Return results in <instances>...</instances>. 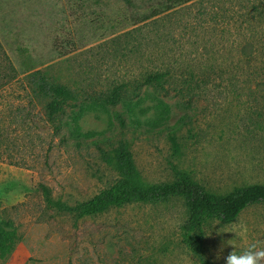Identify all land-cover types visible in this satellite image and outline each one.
<instances>
[{"label":"rangeland","instance_id":"374dc122","mask_svg":"<svg viewBox=\"0 0 264 264\" xmlns=\"http://www.w3.org/2000/svg\"><path fill=\"white\" fill-rule=\"evenodd\" d=\"M168 5L0 0V222L13 221L21 239L0 264H201L182 243L188 218L182 199L112 207L78 220L62 208L95 198L119 179L111 159L120 141L129 144L147 184L172 183L179 172L221 195L264 184V89L256 80L241 90L221 87L227 84L221 75L232 79L237 72V38L194 33L196 17L184 11L187 4L177 16L190 29L178 30L166 46L152 36L161 22L149 24L166 16ZM206 44L215 52L203 57ZM169 60L186 67L174 73L197 80L203 79L198 61L215 60L219 70L201 87L174 75L167 92L143 87L132 103H96L114 81L141 85L145 72ZM36 70L77 95L57 123L30 87L27 75ZM218 222L203 228L210 264H226L229 253L241 254L252 243L264 248V204L234 222L246 226L244 234L225 232L231 224Z\"/></svg>","mask_w":264,"mask_h":264},{"label":"trees","instance_id":"16d2710c","mask_svg":"<svg viewBox=\"0 0 264 264\" xmlns=\"http://www.w3.org/2000/svg\"><path fill=\"white\" fill-rule=\"evenodd\" d=\"M167 2L168 11L165 13L168 14L159 20L157 17L164 13L156 15V19L149 24L153 26L161 22V27L154 33L155 35H152L153 37L156 36L160 43H166L167 46L178 30L190 29L187 28L188 24L183 25L184 20L177 16V13L182 12L177 8L188 4L184 11H187L190 17L192 15L196 17L194 26L191 27L194 33H198L200 29V33L205 36L206 33L211 34V37L221 34L224 38L231 34L232 38H237V44L233 43L235 48H232V52L237 55V72L232 79L221 75L227 83L221 87L241 90L250 88L252 82L256 80L255 87L264 89V61L259 62V59L264 57V0H167ZM208 42L213 43L212 38ZM213 52L215 45L202 46L203 57L210 56ZM214 61L206 66L204 62L200 64L198 61V69L201 70L203 79L197 80L193 74L180 76L174 73L176 69L186 67H183L184 63L181 61L169 60L156 69L145 72L141 85L138 82H126L125 79H118L119 82L116 83L114 81L111 89L96 98V103L112 106L123 101L132 103L133 98L140 97L143 87H153L160 92H167V86L175 83L176 78L184 80V83L190 87L196 85L201 87L209 83V79L216 75V70H219L216 64L218 62L214 63ZM258 75L263 81L258 82ZM27 77L33 94L44 102L46 115L51 123H57L67 109L74 106L77 100L76 93L47 72L36 70ZM129 107L131 108L130 104ZM113 153L111 160L119 171V179L110 188L87 202L75 207L62 205L64 211L75 214L78 220L103 214L112 207L133 203L157 205L173 199H182L188 208V218L181 229L182 243L201 260V264H210L204 257L203 228L208 222L216 220L230 225L247 208L264 204V184L236 188L227 195H221L207 190L186 172H179L178 178L172 183L151 185L142 180L127 142L120 141ZM44 192L50 201V194L45 187ZM20 240L18 228L13 221L0 222L2 261L5 262L10 258Z\"/></svg>","mask_w":264,"mask_h":264},{"label":"clouds","instance_id":"9594fccd","mask_svg":"<svg viewBox=\"0 0 264 264\" xmlns=\"http://www.w3.org/2000/svg\"><path fill=\"white\" fill-rule=\"evenodd\" d=\"M225 232H234L236 235L244 234L247 232V228L245 225L232 223L230 228ZM219 258L220 255L218 253L217 259ZM225 261L226 264H264V248L259 247L256 243H252L241 254H237L235 250L232 251L225 257Z\"/></svg>","mask_w":264,"mask_h":264}]
</instances>
